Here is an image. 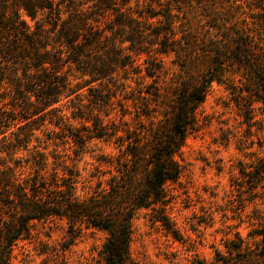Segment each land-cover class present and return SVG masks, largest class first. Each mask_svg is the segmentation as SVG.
Here are the masks:
<instances>
[{
	"label": "trees",
	"instance_id": "16d2710c",
	"mask_svg": "<svg viewBox=\"0 0 264 264\" xmlns=\"http://www.w3.org/2000/svg\"><path fill=\"white\" fill-rule=\"evenodd\" d=\"M164 56L182 67L176 82L160 78ZM214 84L245 114L256 105L264 114V0H0V264L59 222L62 251L92 228L106 233L103 264H136L132 225L143 210L182 241L166 184L181 175ZM95 141L115 152L97 156L108 178L81 196L75 158ZM239 175L233 237L193 264H264V156Z\"/></svg>",
	"mask_w": 264,
	"mask_h": 264
},
{
	"label": "rangeland",
	"instance_id": "374dc122",
	"mask_svg": "<svg viewBox=\"0 0 264 264\" xmlns=\"http://www.w3.org/2000/svg\"><path fill=\"white\" fill-rule=\"evenodd\" d=\"M150 1L138 0V6L143 8ZM144 59V55L138 59L143 74ZM172 59L164 56L165 72L160 78L167 83L176 82L174 78L184 75L180 64L172 63ZM145 82L150 83L151 79ZM132 86L136 87L134 83ZM169 98L166 94L165 100ZM65 112L70 115V110ZM47 127L52 129L49 124ZM64 148L73 157L71 149ZM112 151L110 145L95 141L90 150L75 158L80 171L78 193L81 196L92 193L108 178L103 175L107 167L96 158ZM262 156L264 114L260 106L256 105L254 112L247 115L235 105L234 96L224 86L214 84L198 111L197 128L183 147L179 159L181 175L176 182L166 184L168 215L182 241L173 239L143 210L132 225L130 251L136 264H193L196 257L212 260L214 248L223 249V242L233 237L234 230L228 227L239 223L235 212H240L241 200L245 197L236 185L240 181L239 168ZM252 208L253 205L247 204L242 215L246 222L239 231L243 236L249 229L246 216L251 215ZM37 229L38 235L17 244L11 264H103L105 232L84 228L64 252L61 244L68 235L64 223Z\"/></svg>",
	"mask_w": 264,
	"mask_h": 264
}]
</instances>
